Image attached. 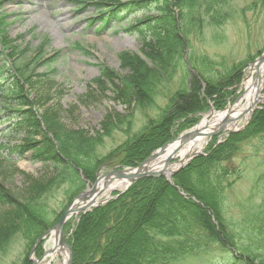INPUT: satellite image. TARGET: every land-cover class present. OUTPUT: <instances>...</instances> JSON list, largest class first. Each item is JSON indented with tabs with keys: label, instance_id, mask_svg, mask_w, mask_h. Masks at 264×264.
Returning <instances> with one entry per match:
<instances>
[{
	"label": "trees",
	"instance_id": "trees-1",
	"mask_svg": "<svg viewBox=\"0 0 264 264\" xmlns=\"http://www.w3.org/2000/svg\"><path fill=\"white\" fill-rule=\"evenodd\" d=\"M111 2L126 13H134L140 0H127L125 5H119L118 0ZM168 2L170 0H143V6L150 11L156 10L157 14L134 20L133 25L125 28L141 36L142 54L149 63L136 54L123 52L119 55L121 68L128 72L120 77L117 72L103 67L101 74L105 80L96 82L105 89L107 81L113 87L115 99L128 109L144 111L153 107L159 84L179 68L186 70L183 56L190 46L189 29L199 30L196 18L200 13L209 21L215 16L220 21L225 15L216 7L223 5V0H176L179 8L176 14L169 9ZM188 61L194 71L190 87L185 85L176 92V102H170L158 118L146 116L140 129L134 126L132 112L107 113L93 134L72 129L61 123L60 95L57 99L49 91L42 93L50 89L49 85L48 88L47 84L32 80L30 87L42 90L32 99L22 90L18 92L27 106L17 126L24 133L23 149L33 152L32 159L50 164L55 172L42 181L33 180L26 190L32 192L27 198H18L0 186V206L4 208L0 214V252L16 234L22 235L27 247L32 245L49 224L48 193L53 188L74 184L77 192L81 186L77 184L81 181L78 169L85 178L92 180L94 169L108 155H118L121 164L135 166L169 139L173 124L180 121L178 131L195 122V116H188L206 108L205 99L217 95L216 106L223 105L228 95L225 87L239 80L237 66L228 73L224 83L217 84L214 82L217 71L208 68L204 59ZM17 101L22 104L18 98ZM33 106L42 109L41 119L57 143L56 147L42 130ZM117 129L122 130L126 138L103 158L95 148ZM37 135L40 139H32ZM253 141H256L253 155L262 151L264 162L262 110L252 114L243 130L229 134L216 146L211 143L206 155L194 158L173 176V183L200 203L180 195L165 178L149 177L139 180L116 199L82 214L70 237L72 264H170L188 255L195 258L199 253L209 258L206 264H225L224 259L230 264H264V244L256 240L264 241V186L260 192L262 206L259 205L251 220L234 224L224 216L233 206L229 189L243 174V166L231 162ZM75 192L70 189L68 200ZM236 229L240 232L239 243L250 231L249 240L257 248V254L235 243ZM215 246L226 251L213 256L210 250H217ZM20 264L30 263L25 257Z\"/></svg>",
	"mask_w": 264,
	"mask_h": 264
},
{
	"label": "rangeland",
	"instance_id": "rangeland-1",
	"mask_svg": "<svg viewBox=\"0 0 264 264\" xmlns=\"http://www.w3.org/2000/svg\"><path fill=\"white\" fill-rule=\"evenodd\" d=\"M43 1H46L49 6L46 13L43 11V5H36L37 0H24L22 7L24 14L22 17H14L15 20L10 26L11 37H17L22 33L25 39L20 38V41H27L32 46H36L37 42L45 35L50 38L49 52L59 51L56 81L63 89L60 98L62 106L61 123L73 129L83 128V131L94 133L98 131L100 122L107 113L116 112L123 115L129 113L131 109H127L123 104L118 103L110 84H107L106 89H102L98 85L94 89L95 84L88 85V83L99 74L100 65H106L111 70L124 76L125 71L121 69L117 55L122 51H133L141 54V52H138L140 44L133 35L123 31L115 33L110 29L97 32L95 30L96 25L89 26L88 16L93 12L91 7L78 9L79 7H75L73 3L70 4L67 0ZM261 1L264 2V0H256L253 2L254 7H246L252 0H233L229 7L225 8L228 16L223 24L207 25V22L201 21L198 31L195 32L189 29V58L195 61L202 58L207 64H210L214 68L213 71L218 73L215 77L217 83H224L227 80L226 73L234 69V64L240 62L235 67L237 66L236 68L241 72L246 62L248 64L250 60L255 59L260 52L264 51V9L261 7ZM2 8L9 14L15 13L17 10L14 0H5ZM29 30H32L31 36H34L33 38L28 33ZM76 42L88 52L90 50L91 54L84 52ZM246 69V67L243 69V77ZM121 75L119 76L121 77ZM193 75L192 71L189 72L184 68L180 70L179 68L171 75V78L165 79V84L158 86L165 94L156 97L158 106H165L171 98L166 94L170 93L174 97V93L180 84L184 85V78L189 76L192 78ZM219 77H221V80ZM240 83L237 89L238 94L241 91ZM235 86L234 84L228 85V90L235 89ZM158 112L157 106L150 108L148 111L134 109L132 118L134 126L140 129L146 115L155 116ZM208 112L201 114L197 123ZM159 115L157 114L155 118H158ZM244 122L242 120L237 127L242 126ZM175 132L176 129L169 134L171 139L182 133L175 134ZM174 134L175 136H173ZM125 138L123 132L115 130L110 136L103 139L102 144L97 145L95 150L99 155L105 156L119 147ZM6 142L7 138L0 134L1 155L7 153L6 148H1ZM253 151L254 143L250 142L244 147L243 152L236 160L244 156L251 157L250 154H253ZM259 154H262V151ZM248 160L247 164L250 170L248 169L247 175L229 189L230 198L233 202L232 208L237 207L234 203L241 204L238 196H244L248 193L254 172L264 170V165L257 164L254 158ZM106 169L108 167L102 168L101 173ZM25 174L33 180L42 181L43 178L45 179L52 174V166L14 157L0 161V186L8 189L17 197L23 195L24 198H27L32 193L30 191L24 192L33 182V180H27L24 177ZM90 182L91 180L88 178L79 181L77 184L81 185L79 187L81 189L78 192L89 187ZM70 189L71 192H75V184L72 187L53 188L48 193L46 201L50 212L49 221L59 216L60 207L66 202ZM257 201L258 198H254L252 204H256ZM243 203L249 205L246 201ZM1 212L0 210V214ZM226 215L233 217L239 215V213L231 212ZM76 218V215L70 217L66 225L68 224L69 228L72 227ZM26 251V240L21 235H17L8 243L5 251L0 252V264H19L20 261H23ZM58 261L59 255L56 256L55 254L50 264H57ZM178 264L201 263L198 260L187 259L184 263L179 262Z\"/></svg>",
	"mask_w": 264,
	"mask_h": 264
},
{
	"label": "bare ground",
	"instance_id": "bare-ground-1",
	"mask_svg": "<svg viewBox=\"0 0 264 264\" xmlns=\"http://www.w3.org/2000/svg\"><path fill=\"white\" fill-rule=\"evenodd\" d=\"M241 86L244 91L236 104L224 111L213 112L205 115L200 123L185 137V139L175 140L167 144L164 149L155 158H153L146 168L149 170L171 171L181 163H184L190 156L193 155V153L200 151L205 147L208 143L207 134L218 128L221 125L223 118L230 119L227 129L235 128L242 120H246L249 117V113L245 112V110H247L249 106L255 105L256 103H264V93L262 92L264 86V64H260L258 69L255 65L249 67ZM240 115L241 118H238ZM172 157L176 158L177 161L173 163H165L167 158L170 159ZM105 181L106 185L104 184ZM128 181L129 178H126V176L120 179H111L109 176L101 178L95 189V193H99L97 201L106 197L112 190L123 189L128 184ZM52 233L53 234L49 238L47 244L51 243L52 246L59 247L57 250L61 253L62 258L58 264H65L67 251L64 250L65 248L57 245L56 230H53ZM53 255L54 253H47L38 262V264L43 260L47 262L48 259H52Z\"/></svg>",
	"mask_w": 264,
	"mask_h": 264
},
{
	"label": "water",
	"instance_id": "water-1",
	"mask_svg": "<svg viewBox=\"0 0 264 264\" xmlns=\"http://www.w3.org/2000/svg\"><path fill=\"white\" fill-rule=\"evenodd\" d=\"M261 61L264 60V55L260 58ZM226 121V120H225ZM187 136V134H184L183 136H180V138L183 140L185 139V137ZM162 149V148H161ZM160 149V150H161ZM158 150V152L160 151ZM158 152H155L153 154H151L147 159H146V162H149L151 159H153L154 157L157 156V153ZM168 162V160H166V163ZM164 171L160 170V171H149L147 168H146V165H144V163L140 164L138 167H137V171L131 175V179L134 180L136 178H140V177H143L147 174H163ZM95 187L92 188L91 191H94ZM89 204H92V202H90ZM75 208H73L72 210H74ZM69 212V210H66V212L64 213V215L62 216V218L57 222V226L59 227V229L61 228L62 226V222H63V218L65 217V215ZM68 264H70V256H69V260H68Z\"/></svg>",
	"mask_w": 264,
	"mask_h": 264
}]
</instances>
